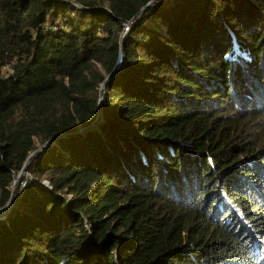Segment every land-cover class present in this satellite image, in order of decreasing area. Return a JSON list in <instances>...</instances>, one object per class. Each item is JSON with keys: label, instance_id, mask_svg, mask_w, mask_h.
<instances>
[{"label": "trees", "instance_id": "16d2710c", "mask_svg": "<svg viewBox=\"0 0 264 264\" xmlns=\"http://www.w3.org/2000/svg\"><path fill=\"white\" fill-rule=\"evenodd\" d=\"M148 1L0 0V264H264V0Z\"/></svg>", "mask_w": 264, "mask_h": 264}, {"label": "water", "instance_id": "95a60500", "mask_svg": "<svg viewBox=\"0 0 264 264\" xmlns=\"http://www.w3.org/2000/svg\"><path fill=\"white\" fill-rule=\"evenodd\" d=\"M162 1H165V0H160V1H157V0H150L148 1L140 10L139 14H138V18L139 16L144 12L145 8L149 5H152V4H156V3H159V2H162ZM123 41H124V37L122 38L121 42H120V53H121V56L123 59H125V53H124V47H123ZM115 73V72H114ZM110 74L109 76H107L105 78V80L102 82L101 84V87H100V98H99V106H98V115L96 117V119L94 120V122L87 128H84V129H80L78 131H75L73 133H71L70 135H75V134H79L81 132H85L87 130H93L97 127V125L101 122L102 120V111H101V103H102V99L104 97V92H105V86H106V82L111 78V76L114 74ZM63 135H60V134H54L52 135L47 142H45L44 144L41 145L40 148H37L35 149L34 151H32L28 157L26 158L21 170L19 171V173L17 174V176L15 177V179L13 180V183H12V188H11V193H10V197H9V200L6 204V207L4 209H1L0 210V217L3 216L4 214H6L7 212L10 211L13 203H14V198H15V193H16V189H17V184L20 180V178L24 175V174H27V168H28V165L30 164L32 158L42 152H44L48 147H50L57 138L59 137H62Z\"/></svg>", "mask_w": 264, "mask_h": 264}, {"label": "built area", "instance_id": "2783aa9c", "mask_svg": "<svg viewBox=\"0 0 264 264\" xmlns=\"http://www.w3.org/2000/svg\"><path fill=\"white\" fill-rule=\"evenodd\" d=\"M131 23V20L128 22V23H126V24H124L123 25V30H122V35L123 34H125L126 32H128V30H129V24ZM27 175H29V173H27ZM26 174H24L21 178H20V180H19V185H20V187H24L25 185H26V183H27V180H28V178H29V176H27Z\"/></svg>", "mask_w": 264, "mask_h": 264}, {"label": "rangeland", "instance_id": "374dc122", "mask_svg": "<svg viewBox=\"0 0 264 264\" xmlns=\"http://www.w3.org/2000/svg\"><path fill=\"white\" fill-rule=\"evenodd\" d=\"M121 58V57H120ZM121 60V59H120ZM100 87H101V85H100ZM100 87H99V94H100ZM105 93V92H104ZM41 145L42 144H39L38 146V148H40L41 147ZM27 175V174H26ZM17 176V175H16ZM27 176H29V175H27ZM29 179L30 180H32V181H36L32 176H29ZM42 185H44V186H46L47 188H49V185H48V182H47V180H44L42 183H41ZM17 186H18V184H17Z\"/></svg>", "mask_w": 264, "mask_h": 264}]
</instances>
